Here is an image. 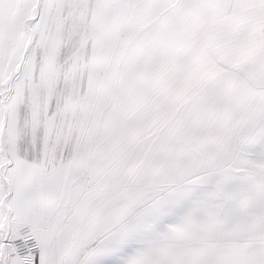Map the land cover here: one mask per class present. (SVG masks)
I'll use <instances>...</instances> for the list:
<instances>
[{"label":"snow or ice","instance_id":"6c2138e0","mask_svg":"<svg viewBox=\"0 0 264 264\" xmlns=\"http://www.w3.org/2000/svg\"><path fill=\"white\" fill-rule=\"evenodd\" d=\"M0 264H264V0H0Z\"/></svg>","mask_w":264,"mask_h":264}]
</instances>
